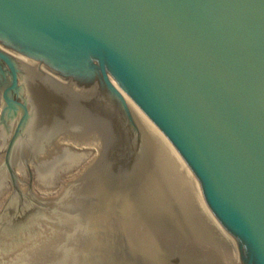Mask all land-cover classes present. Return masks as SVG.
I'll list each match as a JSON object with an SVG mask.
<instances>
[{"label": "water", "instance_id": "water-1", "mask_svg": "<svg viewBox=\"0 0 264 264\" xmlns=\"http://www.w3.org/2000/svg\"><path fill=\"white\" fill-rule=\"evenodd\" d=\"M0 60V264H229L141 111L264 264V0H0Z\"/></svg>", "mask_w": 264, "mask_h": 264}, {"label": "bare ground", "instance_id": "bare-ground-1", "mask_svg": "<svg viewBox=\"0 0 264 264\" xmlns=\"http://www.w3.org/2000/svg\"><path fill=\"white\" fill-rule=\"evenodd\" d=\"M110 86L112 87V89L125 101H129L132 102V100L115 84L110 82ZM143 119L145 120V122L149 125V127L153 130V132L160 138L161 143L163 148H165V150L179 163V166L181 168V170L184 172V174L186 175L184 177L187 178L190 184V187L192 188V193L193 196L195 197V202L199 208V210L202 212L201 214H203V216L206 218V221L208 222V224L211 226V228L214 230L215 234L217 235V237L222 240L226 245H228L231 249H233L231 247V245L229 244V242L221 235V233L218 231V229L216 228V226L214 225L213 221L211 220L210 216L207 213V209L205 206V202L201 196V193H198L197 191H199L196 189L195 185L193 184L194 182L192 181V178L194 177L193 174H191L192 172L189 170L188 167H186L187 165L185 164V162L182 160V158L180 157V155L177 153V151L174 149V147L172 146V144L168 141V139L164 136V134L150 121V119L141 111ZM181 171V172H182ZM191 173H190V172ZM182 172V174H183ZM191 175H193V177H191ZM195 179V177H194ZM196 181V180H195ZM197 182V181H196ZM198 187V185H197ZM200 195V196H199ZM201 198V199H200ZM202 201V202H201ZM202 204L204 205L205 209L203 208ZM203 217V218H204ZM230 249V250H231ZM234 250V249H233ZM235 251V250H234ZM230 252V251H227ZM231 254V253H230ZM232 255V254H231ZM232 259V258H231Z\"/></svg>", "mask_w": 264, "mask_h": 264}, {"label": "rangeland", "instance_id": "rangeland-1", "mask_svg": "<svg viewBox=\"0 0 264 264\" xmlns=\"http://www.w3.org/2000/svg\"><path fill=\"white\" fill-rule=\"evenodd\" d=\"M93 78L91 79V81L95 82L96 84L100 85V86H103L105 88H108L106 83L104 82V80L102 79V77L96 75L93 73ZM165 150V148H163ZM166 151V150H165ZM167 152V151H166ZM168 153V152H167ZM187 167V166H186ZM181 169V168H180ZM182 171V170H181ZM183 172V171H182ZM190 172V171H189ZM191 173V172H190ZM192 174V173H191ZM182 175H186L183 174ZM184 181H185V185H186V188H187V192H188V195H189V199H190V203H191V206L201 224V226L208 232V234L214 239V241L218 244V246L221 248V250L223 251V253L225 254V256L227 257L228 261H229V264H240V260H239V256L237 255V253L231 249L228 245H226L222 240H220L217 235L215 234L214 230L211 228V226L208 224V222L206 221V218L203 216V214H201L202 212L199 210L196 202H195V197L193 196V193H192V188L190 187V184L187 180V175L186 177H184ZM191 177H193V175H191ZM196 179H194V177L192 178V181L194 182L193 184L195 185L196 189L198 190L199 188V185H198V182L195 181ZM198 185V187H197ZM198 193H201L200 191V188H199V191H197ZM200 196V195H199ZM202 196V194H201ZM203 198V197H202ZM201 199V198H200ZM202 202V201H201ZM203 208L205 209L204 205L202 204ZM206 210V209H205ZM204 217V218H203ZM231 249V250H230ZM227 251H230V252H227ZM232 255H231V254ZM232 258V259H231Z\"/></svg>", "mask_w": 264, "mask_h": 264}, {"label": "flooded vegetation", "instance_id": "flooded-vegetation-1", "mask_svg": "<svg viewBox=\"0 0 264 264\" xmlns=\"http://www.w3.org/2000/svg\"><path fill=\"white\" fill-rule=\"evenodd\" d=\"M0 65H1V69L5 73V74H3L5 76L2 77V81H0V100L3 102L4 101L3 100V96H2L3 94L1 95V92H3L4 90H6V88L10 85V77H9V74L6 73V72L9 71V68L7 67L6 63L3 60H0ZM11 94H12V96H11L12 99L15 100L14 94L13 93H11ZM2 116L3 115H2V113L0 111V117L3 118Z\"/></svg>", "mask_w": 264, "mask_h": 264}]
</instances>
